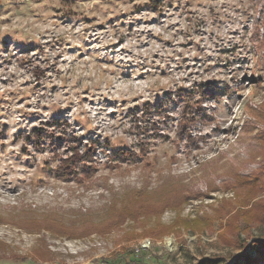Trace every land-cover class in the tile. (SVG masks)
<instances>
[{
    "label": "rangeland",
    "instance_id": "rangeland-1",
    "mask_svg": "<svg viewBox=\"0 0 264 264\" xmlns=\"http://www.w3.org/2000/svg\"><path fill=\"white\" fill-rule=\"evenodd\" d=\"M149 3L0 0V264H264V0Z\"/></svg>",
    "mask_w": 264,
    "mask_h": 264
},
{
    "label": "trees",
    "instance_id": "trees-1",
    "mask_svg": "<svg viewBox=\"0 0 264 264\" xmlns=\"http://www.w3.org/2000/svg\"><path fill=\"white\" fill-rule=\"evenodd\" d=\"M149 4L151 5L152 9L155 11H160L161 2L162 0H149ZM195 90L191 93H188L186 89L180 88L176 92L177 97L175 99L169 98L168 101L164 104L155 102L153 104L147 103L144 107V111L147 115L157 113L159 116H163L165 113V110L167 109L165 107V104L169 105L170 103L175 105L179 104V107L181 108L180 113V133L181 137H186L188 141L194 142L192 133H191V126L193 124H196L197 122L204 123L207 120L206 117V111L203 108V102L204 99H207L209 97L215 98L217 100H220L222 97V94L215 90V87L213 85H208L207 87H204L203 92H200L198 90V93H200V99L194 101L195 96ZM56 124V123H54ZM51 125V124H50ZM58 125V123H57ZM45 132L46 130L43 128L39 129H33L30 136L28 137L29 142H33L34 146L38 149L43 148V140L45 138ZM50 136V135H49ZM63 139H60L62 141ZM77 145L75 144L74 147H71L72 155H67L66 159H61L60 167L57 169V174L59 177L64 178L66 180H74L75 182H78L79 184L83 183V180L90 177L92 173L96 170L92 165H90V162L93 161L94 156V148L93 146L89 147L85 151L84 154H81L78 149ZM53 153L58 155L56 150H53ZM143 154V153H141ZM117 158L122 159L123 161H129V160H136L138 156L130 149H121L117 151L116 154ZM143 160V158H142ZM247 203L251 202L253 199V194H248ZM245 197V196H244ZM252 199V200H251ZM264 203L260 201V203H256L255 207L258 208L259 206H262ZM248 260V259H247ZM222 262L220 260H206L203 261L201 264H221ZM250 263V260L247 261V264ZM238 264V263H233Z\"/></svg>",
    "mask_w": 264,
    "mask_h": 264
}]
</instances>
